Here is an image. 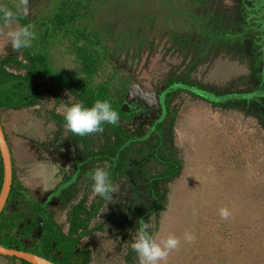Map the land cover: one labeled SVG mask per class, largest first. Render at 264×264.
I'll return each mask as SVG.
<instances>
[{"label": "rangeland", "instance_id": "obj_1", "mask_svg": "<svg viewBox=\"0 0 264 264\" xmlns=\"http://www.w3.org/2000/svg\"><path fill=\"white\" fill-rule=\"evenodd\" d=\"M17 3L0 0V9ZM56 4L28 0L10 22L0 13V59L37 54L53 75L39 80L36 108L0 112L8 134L26 130L11 144L60 148L68 164L48 212L58 220L84 194L97 202L81 145L49 116L83 93L110 101L120 132L138 142L82 239L90 264H138L130 245L145 223L157 241L193 234L166 264H264V0H86L65 28L44 23ZM28 25L32 47L12 51L7 33ZM210 92L242 97L202 96ZM162 159L179 166L173 177L159 178Z\"/></svg>", "mask_w": 264, "mask_h": 264}, {"label": "trees", "instance_id": "obj_2", "mask_svg": "<svg viewBox=\"0 0 264 264\" xmlns=\"http://www.w3.org/2000/svg\"><path fill=\"white\" fill-rule=\"evenodd\" d=\"M86 0H56L57 4L52 10L51 16L45 18L44 23L51 22L56 27L65 28L70 20L74 18L72 12L73 7L81 5ZM69 6L71 7L69 9ZM76 13V12H75ZM75 15V14H74ZM49 27V26H48ZM47 29V28H46ZM47 31V30H46ZM26 64H16L10 57L0 59V109L8 111H19L36 105L40 100L39 80L41 78H53L49 71L46 60L43 56L37 54H25ZM11 62V63H10ZM10 63V64H9ZM10 66H17L23 70V73L8 72L5 68ZM58 83H61L59 77ZM73 87V85L71 86ZM264 91V90H263ZM171 92L165 94L164 102L168 103V98ZM203 97L213 100H233L237 97H242V94L231 96L229 94H222L210 92L202 94ZM85 107H91L92 104L98 100L95 97L89 98L83 93H77L76 96ZM69 105V104H67ZM71 105V104H70ZM121 114L116 108H113ZM53 121L59 125H64L62 116L51 113L49 115ZM103 130L88 134L86 136H76V142L81 145L83 151V162L89 166L90 170L100 167L105 168L110 173L112 183L120 181L124 177V171L128 161V157L134 151L136 144L134 140H130L123 133L120 132L117 125L104 124ZM158 128V127H157ZM101 139V144L95 145L96 140ZM162 163L167 167L164 175L161 177H173L178 171V165L171 162L169 159H162ZM2 164L0 158V188L2 184ZM89 178V175H87ZM12 198L18 200L19 195L15 194L14 189H11ZM105 199L97 195V202L87 201V194L81 196L80 200L73 206L67 214V232L63 233L61 227L56 224L53 215L44 209L43 206L34 203L31 211H29V223L22 220L23 214H18L17 219L13 220V216L4 218V213H0V238L2 233L11 236L4 244L0 240V246L7 249H14L17 251H29L34 255L42 257L53 264H90L91 252L86 248V241L82 240L84 235L88 234V226L90 221L99 213L102 202ZM15 217V216H14ZM23 222L22 234L19 239L23 243V247L18 246L17 237L14 236V228L18 221ZM36 220L41 223L39 236L36 240L31 239L33 229L36 225ZM9 221L10 223H6ZM16 221V222H14ZM27 222V221H26ZM12 225H9L11 224ZM16 260L15 258H12ZM23 264H28L25 261L19 260Z\"/></svg>", "mask_w": 264, "mask_h": 264}, {"label": "clouds", "instance_id": "obj_3", "mask_svg": "<svg viewBox=\"0 0 264 264\" xmlns=\"http://www.w3.org/2000/svg\"><path fill=\"white\" fill-rule=\"evenodd\" d=\"M28 0H18L16 11L4 8L0 9L2 18L10 22L21 10H25ZM11 49L19 52L21 49L32 47V42L36 39V34L32 31L31 25L20 26L7 33ZM64 127L68 132L76 136H86L103 130L104 124L117 125L119 114L113 109L110 101L96 100L91 107H85L80 103L67 105L63 112ZM92 191L105 200H111L115 192L110 173L105 168H94L89 173ZM222 218H227V209H221ZM181 239L191 243L194 240L193 234L188 231L183 233L182 238L174 234H169L167 238L157 241L150 233V225L145 223L140 226L130 245L132 251L136 253L138 264H161L167 261L169 252L176 249Z\"/></svg>", "mask_w": 264, "mask_h": 264}, {"label": "crops", "instance_id": "obj_4", "mask_svg": "<svg viewBox=\"0 0 264 264\" xmlns=\"http://www.w3.org/2000/svg\"><path fill=\"white\" fill-rule=\"evenodd\" d=\"M37 105L38 103L26 109L36 108ZM0 112H4L8 114V112L10 111L0 109ZM0 121H1L0 122L1 126H3L2 125L3 122L1 119ZM56 124L57 126H59L58 123ZM13 127L14 128L12 129V131L14 132L16 131L15 132L16 135L12 134L14 132L8 134L7 130L5 131V127L3 126L4 128L3 132H4L6 144L9 149L10 160H11V185L8 192V196L6 198L5 204L1 212L4 213L3 219H5L7 216L8 217L13 216L14 220H15L14 213H17V215L19 213L20 214L24 213L22 220L27 221L28 220L27 217L30 216L28 215V213L29 211H31L32 205L34 203L43 206L44 209L47 211L52 210V205L50 206L49 202L52 201L51 198H55L57 195H59L60 193L59 191L61 190L62 181H63L62 176L66 170L63 167H66L68 164L62 163L63 156L59 154L60 148L54 147L50 149L46 146V149L44 150L43 146L37 143L38 141L34 142V144L31 141L30 142L28 141V143L31 144H27V143L25 144L27 150H25V146L21 147L22 145L19 144L18 145L11 144L10 143L11 140H15V138H18L17 135H22L26 132L23 126H19V127L13 126ZM41 133H43L42 130ZM35 139H37V136ZM40 150L42 151V153H40ZM25 151L27 153H25ZM44 164L45 165L48 164L50 170L45 172L41 171L42 167L39 166H42ZM61 164L64 165L61 166ZM12 188L14 189L15 194L19 195L18 200L12 198L13 197L11 196ZM77 202H74L70 207L66 208L62 214L63 216L60 217L58 216V218L56 217L58 220L55 219L56 224H58L61 227L63 233L67 232V227H68L67 214L70 212L71 208L75 206ZM22 220L18 221V223L14 228V232H15L14 236L17 237V239H19L22 234L21 233L23 228ZM36 221L37 222L32 232L30 241L36 240L39 236L41 223L38 220ZM7 235L8 234L2 233V237L0 238V240L2 242L7 241L11 237ZM0 264H23V263H21L18 259L13 260L10 257L0 256Z\"/></svg>", "mask_w": 264, "mask_h": 264}, {"label": "water", "instance_id": "obj_5", "mask_svg": "<svg viewBox=\"0 0 264 264\" xmlns=\"http://www.w3.org/2000/svg\"><path fill=\"white\" fill-rule=\"evenodd\" d=\"M0 158L2 162V184L0 188V212L5 204L11 185V160L8 146L6 144L3 128L0 123ZM0 256L15 258L27 262L28 264H53L52 262L34 255L30 252L7 249L0 246Z\"/></svg>", "mask_w": 264, "mask_h": 264}]
</instances>
